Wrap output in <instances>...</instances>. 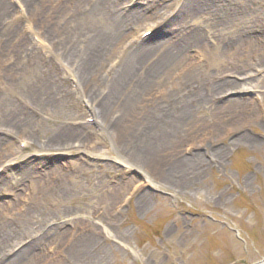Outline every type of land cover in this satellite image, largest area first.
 Returning <instances> with one entry per match:
<instances>
[{"label":"rangeland","instance_id":"rangeland-1","mask_svg":"<svg viewBox=\"0 0 264 264\" xmlns=\"http://www.w3.org/2000/svg\"><path fill=\"white\" fill-rule=\"evenodd\" d=\"M4 1L0 231L9 236L0 235V264L14 253H28L29 245L34 249L21 264H259L264 0H202L210 12L191 15L195 40L191 35L180 40L188 32L183 26L180 34L177 26L185 0H121L119 10H137L140 18L127 20L122 37L105 34L108 42L98 43L99 70L122 69L140 50L139 39L146 38L140 29L153 22L164 21L165 28L143 46L165 39L184 51L170 65L166 98L165 90L155 93L163 104L169 99L174 113L185 105V115L169 117L167 144L158 142L142 153L154 170L132 162L121 149L127 142L117 144L102 132L88 107L70 93L71 80L61 78L64 67L80 66L92 30L103 29L104 20L94 15L96 0H82L79 19L89 29L70 36L67 32L79 27L77 17L62 25L65 35L56 18L65 0L22 2L25 12L18 1ZM69 1L68 9L74 7ZM227 81L232 85L219 86ZM95 84L106 90L109 81L104 77ZM158 122L152 120V126ZM153 127L150 134L157 136L161 126ZM65 132L71 145L52 146ZM175 164L178 169L165 178L155 173Z\"/></svg>","mask_w":264,"mask_h":264},{"label":"bare ground","instance_id":"bare-ground-1","mask_svg":"<svg viewBox=\"0 0 264 264\" xmlns=\"http://www.w3.org/2000/svg\"><path fill=\"white\" fill-rule=\"evenodd\" d=\"M17 1L21 5L22 10L24 8L23 12H25V7L22 2L31 3L33 0ZM48 1L49 0H47V2ZM50 2L53 3L55 0H50ZM81 2L82 0H74V7L68 9L67 5L70 1L65 0L64 3L57 8L59 15L56 16V18H59L58 21L61 27L69 21H74L77 17L75 20H77L79 27L75 26L76 28H74V31H68V36H70V33L77 34L78 30L83 31L87 26V23H85L82 18L79 19V16L84 15L81 11ZM5 4L6 2L4 0H0V17L2 18L7 15V9L3 8ZM95 4L98 9L95 10L96 13L94 15L104 20L103 29L99 28L96 32H93V30L91 32L90 30L93 42L85 50L82 57H80L82 58L80 66L78 65V68L74 70L62 67L63 71L60 73L61 78H68L71 80L73 86L70 93L81 99L82 103L88 107L90 116L95 118L96 123L101 125L102 132H107L109 135L111 133L113 135L111 138H113L117 144H119L120 140L123 141V143L124 140L127 142V147L122 145L121 149L125 152L128 151L132 157V162H136L139 167L147 170H150L148 166H151L152 170H154L156 167L153 166V162L150 160L149 163L142 153H149L153 144L158 142L160 144H167V138L170 136L168 127L169 117L173 115L178 119L180 115H185V112L182 110L185 105L179 110L180 113H174L169 107V99H164L166 104H163L162 100L156 99L155 93L156 91L165 90L164 94H162V98H166L170 65L180 61L184 51L176 45H168L165 39L153 45L143 46V43H145L144 40L148 36L141 42L138 35L135 36V38L139 39L140 43L136 48L140 50L131 55L122 69L114 70L109 73H106L104 70H99L103 64L98 66L101 60L100 56L102 55V51L100 50L102 47L100 48L101 45H98V43L102 44L103 42L105 45V43L108 42L105 34L111 35V37H122L126 35L128 30L127 20H138L140 16L137 10L124 13L123 10H119V6L122 4L121 0H96ZM182 7L184 13L180 19V24L177 25L180 27L178 32L181 34L185 28H187L188 32L186 36L183 35L185 33L183 32L182 36H180V40H183L184 37L188 38L190 35L191 40H195L198 38V35H195L191 26L188 25L190 17L193 14H200L199 17H203L205 14H209L210 10L202 0H185L181 8H179V11ZM255 14L251 12L249 16L253 18ZM215 23L217 22L215 21ZM165 25L164 21L153 22L152 24L143 26L139 32L141 34L149 31L151 34L157 30H164ZM10 28H12V26ZM209 29H212L211 25H209ZM64 31L65 29L63 27V32ZM65 33L66 31L63 34L65 35ZM104 77L108 78L109 85L106 90H101L95 83ZM225 85H232V83L227 81L220 83L219 86ZM154 119H157L159 121V126H161L157 136L150 134L151 127H153L152 120ZM133 120L135 121L132 122ZM158 124L154 125L153 128H158ZM67 135L68 133H63L60 136L62 139H59V141L52 146L63 148L71 145L67 142V138H69ZM93 150L97 151L98 149L97 147H93ZM173 169H178L176 164L171 166L170 169L169 167L160 166L159 169H157L159 171H155V173L159 172L160 175H157H159L160 178H165L167 171ZM152 176L156 178V176ZM146 183L150 184V181L148 180ZM0 235L1 237L8 238L9 232L2 230L0 231ZM30 246L31 245L28 246L29 252L34 249V246L31 248ZM29 252L27 253L23 250L21 253H14V255L3 264L24 263V256L26 254L28 255ZM260 264H264V262Z\"/></svg>","mask_w":264,"mask_h":264},{"label":"water","instance_id":"water-1","mask_svg":"<svg viewBox=\"0 0 264 264\" xmlns=\"http://www.w3.org/2000/svg\"><path fill=\"white\" fill-rule=\"evenodd\" d=\"M262 262H264V259L260 263H262Z\"/></svg>","mask_w":264,"mask_h":264}]
</instances>
